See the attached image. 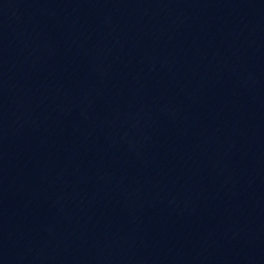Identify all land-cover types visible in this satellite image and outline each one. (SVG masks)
<instances>
[{
    "label": "water",
    "instance_id": "1",
    "mask_svg": "<svg viewBox=\"0 0 264 264\" xmlns=\"http://www.w3.org/2000/svg\"><path fill=\"white\" fill-rule=\"evenodd\" d=\"M0 264H264V0H0Z\"/></svg>",
    "mask_w": 264,
    "mask_h": 264
}]
</instances>
